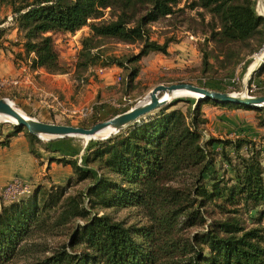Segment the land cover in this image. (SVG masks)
Here are the masks:
<instances>
[{
  "label": "trees",
  "instance_id": "obj_1",
  "mask_svg": "<svg viewBox=\"0 0 264 264\" xmlns=\"http://www.w3.org/2000/svg\"><path fill=\"white\" fill-rule=\"evenodd\" d=\"M180 1L0 0V7L13 16L18 37L9 44L21 49L15 62L24 61L30 71L67 74L53 35H73L87 27L73 68L76 88L96 69L117 67L127 94L137 85L142 58L171 55L174 39L153 40L151 26L173 17H182V24L185 9L195 11L202 35L198 80L213 91L207 84L221 82L218 69L232 73L262 49L264 17L255 12L254 0H188L179 8ZM4 32L0 29V50L7 49ZM111 44L134 46L137 52L117 56ZM263 75L264 61L249 87L264 86ZM185 102L186 111L177 108L178 102L167 104L92 143L80 163L81 149L73 147L72 138L42 142L16 126L1 131L0 147L24 132L30 154L40 160L43 150L48 164L68 165L72 172L63 184L32 183L27 194L0 199V264L18 257L22 264H264V117L257 119L263 132L256 139H204L203 105L259 110ZM100 108L92 107L91 113L97 115ZM54 142L61 147L51 148ZM129 208L144 223L128 225L105 213ZM48 239L59 240L50 246Z\"/></svg>",
  "mask_w": 264,
  "mask_h": 264
},
{
  "label": "rangeland",
  "instance_id": "obj_2",
  "mask_svg": "<svg viewBox=\"0 0 264 264\" xmlns=\"http://www.w3.org/2000/svg\"><path fill=\"white\" fill-rule=\"evenodd\" d=\"M186 1L188 0H181L179 4V8H183L186 6ZM264 8V0H254V9L258 15H262L264 17V12L261 10ZM9 11V13H8ZM186 19L182 24L179 23L182 17H173L168 21H163L158 24H153L151 26V38L153 40L162 43L165 38H173L174 43L171 45L178 47L179 51L172 52V57H178L179 61H176L175 64H178L177 67H173L168 70H161V74L158 78L152 80L151 84L155 85L158 83L159 85H171V84H192L197 87H202V82L198 79L201 77L200 72V54L197 49V44L199 41L202 40V35L200 33V25H197V17L195 15V11H191L189 9H185ZM9 17V18H8ZM184 18V17H183ZM189 18H192L190 21ZM13 16L10 14V10L6 7H0V20H4L2 24H0V29H3L5 35L2 40L6 42V35L9 34L10 30L15 28V25L12 21ZM109 17L105 16L103 21H108ZM194 20V21H193ZM13 23V24H12ZM169 25V26H168ZM87 28V27H84ZM9 31V32H8ZM88 28L86 31L80 32L77 38H82L88 34ZM17 33V31H16ZM261 35L264 37V26L261 28ZM18 37V36H17ZM16 37V40H17ZM72 39L69 34H54L53 40L55 43V48L59 56V61L61 64L66 66L69 70L74 68L76 57H77V50H76V43L78 39ZM15 42V41H14ZM12 42H10L11 44ZM5 45V47L9 50L11 48L15 49L12 45ZM183 47L185 50L181 49ZM191 47V48H190ZM113 54L120 56L122 54L128 53H135L137 52L136 47L134 46H124V45H110L108 46ZM264 49V47H263ZM262 49V50H263ZM191 50V51H190ZM264 52V51H263ZM262 52V53H263ZM261 53V54H262ZM259 54V53H257ZM261 54L259 57H262ZM150 55V54H149ZM258 56L255 58V54L253 56H248L245 58L244 62L238 65L232 73L227 70H219V79H222L221 82H209L207 84L208 88L214 89L213 91L219 90L222 93H234V94H246L249 96H264V86L261 85L259 88L255 86L249 87L248 83L250 80L249 73L252 72L254 67L259 64ZM255 59V60H254ZM143 65V64H142ZM141 65V66H142ZM261 65V63H260ZM139 71V75H140ZM230 73V74H229ZM120 78V79H119ZM123 78L124 74H120L118 78L115 80V86L111 89H105L101 93H98L93 99H89L91 101L88 102L86 108L81 114L76 113L73 115L69 114H60V113H52V121L50 123L58 124V125H70L74 127H84L90 128L96 123L104 122L112 118V115L122 108H127L131 105L130 108L137 105L141 102L149 93L150 86L147 84L150 82L151 79H145L143 75H141V80L136 81L135 88L130 90L128 94L125 91L123 85ZM151 78V77H149ZM95 79L93 78V81ZM264 82V75L261 79ZM87 82L79 84L76 88L77 91H82L85 89ZM210 85V86H209ZM83 88L82 90H80ZM207 89V88H205ZM216 89V90H215ZM109 94H114L111 98ZM5 98L2 94H0V99ZM85 99V97H84ZM83 100V99H82ZM185 100H191L196 103V99L191 97H181V98H174L170 103H177V108L186 111L188 103ZM13 106L19 110V106H17L12 100H9ZM169 103V104H170ZM209 105V104H208ZM207 105V106H208ZM102 107L99 109L97 115H93L91 113L92 107ZM206 107V106H204ZM129 108V109H130ZM207 108V107H206ZM210 111L208 112L210 116L209 123L204 127L203 137L207 139L208 137L213 138H224V139H232L236 137H246L249 139H256L258 138L259 134L263 132L262 129H258L256 127L257 119L264 117L263 110L259 111H251V112H242V111H221L219 109H212L209 106ZM69 115V116H67ZM32 117V116H30ZM33 118V117H32ZM35 119V118H34ZM2 121V122H1ZM0 121V133L1 131L6 133L10 130L11 126H14L12 122L7 119ZM7 121V122H5ZM10 122V123H9ZM115 135V134H113ZM110 135L109 137L113 136ZM107 137V138H109ZM105 138V139H107ZM104 139H91L85 140L83 138H72L73 147L80 148L81 152L76 157L78 163H80V156L84 153L85 149L94 142ZM45 142V141H42ZM48 142V141H47ZM40 158H43L45 162H39L40 165H44L46 161V157L42 155ZM50 168L44 169V174L40 177L37 181L26 182L29 186L34 184H44L46 187L50 184ZM64 183V182H63ZM62 183V184H63ZM87 182L77 185L72 190L82 189ZM4 187L0 189V199L4 202H8L11 200L10 198H6L3 193ZM71 190V191H72ZM22 196V195H20ZM19 197V196H18ZM105 213L110 214L116 220H123L128 225H136L144 223V220L140 218L139 214L132 208L129 209H122L118 211L108 210ZM57 240H50L48 239V244L52 246V244L58 242ZM65 238L60 239V242H65ZM53 242V243H51ZM24 261L21 257L16 258L11 264H22Z\"/></svg>",
  "mask_w": 264,
  "mask_h": 264
},
{
  "label": "crops",
  "instance_id": "obj_3",
  "mask_svg": "<svg viewBox=\"0 0 264 264\" xmlns=\"http://www.w3.org/2000/svg\"><path fill=\"white\" fill-rule=\"evenodd\" d=\"M9 13V11H8ZM9 18V17H8ZM13 24V23H12ZM87 28H82L75 34V39L82 31ZM9 32V31H8ZM16 29L10 30L6 35V42L4 46L10 42L16 41ZM78 42L80 38H77ZM11 50H0V79H14L18 80L17 85H7L0 89L6 99L12 100L22 112L28 116H32L38 121L50 123L52 121V113L81 114L88 105L89 99H93L98 93L105 89H111L115 86V80L122 75V70L117 67L103 69L99 72L96 69L91 77L87 80V85L82 91L76 90L75 81L72 78L73 69L69 73L63 75H51L44 69H37L30 71L24 64V61L15 62L14 54L21 52V49L14 47ZM183 47L181 49L185 50ZM191 48V47H190ZM178 47L170 45L168 52L172 54L174 51H179ZM181 51V50H180ZM191 51V50H190ZM181 56V55H179ZM179 56L173 58L170 56H163L161 54H150L140 61V75L136 81L141 80V75L145 79H151L147 86H150L149 91L155 86L152 85V80L158 78L161 70H168L177 67L176 61H179ZM143 64V65H142ZM142 65V66H141ZM151 77V78H149ZM93 78L95 79L93 81ZM120 79V78H119ZM114 94H109L113 97ZM85 97V99H84ZM83 99V100H82ZM205 104L202 106V111L205 118L210 121L208 112L209 106L212 109H219L218 107ZM206 106V107H204ZM242 112H251L243 110H233ZM67 115V116H69ZM207 123V124H208ZM74 145V144H72ZM51 148H59L61 144L54 142L50 145ZM40 156L46 157V163L40 165L39 162H45L41 158L38 162L29 152L28 142L25 138L24 132H21L16 137L11 139L8 147H0V189L6 186L14 179H19L22 182L37 181L44 174V169L50 168V180L55 184H61L71 175V167L63 166L56 163L48 164L49 154L43 150H39Z\"/></svg>",
  "mask_w": 264,
  "mask_h": 264
},
{
  "label": "water",
  "instance_id": "obj_4",
  "mask_svg": "<svg viewBox=\"0 0 264 264\" xmlns=\"http://www.w3.org/2000/svg\"><path fill=\"white\" fill-rule=\"evenodd\" d=\"M262 16V15H259ZM263 17V16H262ZM263 60L260 62L262 63ZM260 64L249 73V77L259 68ZM190 93L196 96V103L200 101L212 102L215 104H237L247 106L264 112V96H249L246 94L222 93L197 87L192 84H171L157 85L152 88L147 96L134 107L118 114L111 119L97 123L90 128L74 127L70 125H58L38 121L21 110L15 108L6 98L0 99V117L13 120V125L28 134L36 136L41 141H50L64 138L95 139L98 134L107 133L105 139L110 135L139 122L148 116L153 115L158 109L169 104L177 93ZM7 122V121H5ZM10 123V122H9Z\"/></svg>",
  "mask_w": 264,
  "mask_h": 264
},
{
  "label": "built area",
  "instance_id": "obj_5",
  "mask_svg": "<svg viewBox=\"0 0 264 264\" xmlns=\"http://www.w3.org/2000/svg\"><path fill=\"white\" fill-rule=\"evenodd\" d=\"M75 34H73V35L69 34V36H71V38L75 40V37H74ZM75 43H76V50H77V54H78V52L80 50V41L79 42L77 41ZM263 47H264V45H263ZM263 47H262V49H263ZM262 49L258 53H260L262 51ZM255 55H257V54H255ZM102 70L103 69H98L99 72H102ZM17 84H18V80L5 79V78L0 79V89L4 86H7V85H17ZM29 188H30V186L27 183L22 182L19 179H14L11 182H9L6 186H4L2 193L6 198L14 199L17 196L27 194L29 192Z\"/></svg>",
  "mask_w": 264,
  "mask_h": 264
},
{
  "label": "bare ground",
  "instance_id": "obj_6",
  "mask_svg": "<svg viewBox=\"0 0 264 264\" xmlns=\"http://www.w3.org/2000/svg\"><path fill=\"white\" fill-rule=\"evenodd\" d=\"M263 12H264V8H262L261 9ZM264 51V49L259 53V54H257V55H255V58L258 56L259 57V55L262 53ZM261 56L262 57H259L258 58V62H259V64H260V62L263 60V58H264V52L261 54ZM255 60V59H254ZM258 64V65H259ZM257 65V66H258ZM256 68V66L253 68V69H255ZM181 97H191V98H195L196 96H194V95H191L190 93H186V92H182V93H177V95L175 96V98H181ZM4 119H7V120H9L10 122H12L13 123V120H11V119H9V118H6V117H0V121L1 120H4ZM2 122V121H1ZM107 133H101V134H98L96 137H94L95 139H98V138H101V137H104L105 135H106ZM85 140H87V139H85Z\"/></svg>",
  "mask_w": 264,
  "mask_h": 264
}]
</instances>
